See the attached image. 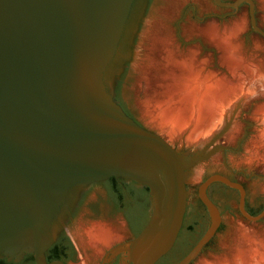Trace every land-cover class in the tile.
Instances as JSON below:
<instances>
[{"label":"water","instance_id":"obj_1","mask_svg":"<svg viewBox=\"0 0 264 264\" xmlns=\"http://www.w3.org/2000/svg\"><path fill=\"white\" fill-rule=\"evenodd\" d=\"M253 0H213L219 6ZM133 0H0V257L19 261L33 253L35 264L65 223L85 185L122 177L149 188L153 205L140 231L103 259L128 251L127 264H155L173 246L187 203L189 166L206 158L183 153L161 135L129 117L113 98L108 64L117 48ZM219 180L239 190L247 219L264 217L243 209L244 188L213 173L197 187L211 224L175 264H189L213 237L221 216L206 195ZM74 187H78L73 193Z\"/></svg>","mask_w":264,"mask_h":264},{"label":"rangeland","instance_id":"obj_2","mask_svg":"<svg viewBox=\"0 0 264 264\" xmlns=\"http://www.w3.org/2000/svg\"><path fill=\"white\" fill-rule=\"evenodd\" d=\"M253 1L256 24L264 30V5L261 0ZM235 26L238 29L233 31ZM208 28L215 30L211 29V33L229 36L239 43L245 56L264 60V39L249 25L246 1L240 2L237 8H230L216 5L213 0H133L115 53L108 61L110 66L121 67L113 75L114 95L145 128L158 133L172 147L183 153L198 155L210 150L214 144L224 146L216 147L206 158L189 166V179L185 183V217L177 241L165 256L170 260L182 255L211 224L209 211L205 210L197 196V187L207 176L214 172L227 175L235 173L236 182L244 183L245 207L248 212L256 215L264 206V150L260 145L252 147V141L258 136V124L254 114L258 105L264 103V94L249 97L236 111L233 120L238 125V130L232 140H228L220 132L200 142L171 137L151 121L149 123L150 118L142 108L149 97L163 93L159 76L162 66L157 65L161 64L164 55L161 49L158 52L159 48L154 43L157 37L170 38L177 55L195 54L194 57L203 62L207 71L219 76L228 75L220 49L207 34ZM251 151L258 153V156L252 158ZM195 170L199 171V177L190 180V175ZM116 180L127 198L123 203L130 204V207L136 206L139 214L135 216L129 205L121 207L117 212L108 185L110 181L102 179L85 185L65 223L54 237V241L62 239L64 233L71 242L72 250L64 252L66 264H81L82 257L89 254V251L78 247L73 235L79 234L83 226L96 222L111 224L121 234L101 254L91 255L88 264H124L128 259V251L121 250L110 261H103L112 249L130 242L139 223L145 216H149L153 199L151 193L146 192L141 184L122 177H117ZM206 189L219 208L221 223L203 254L192 264L225 257L240 229H251L264 237V217L251 221L239 213L238 189L219 180L211 182ZM134 216H139L138 220ZM27 255L33 257V253H24L15 264H27V260H24Z\"/></svg>","mask_w":264,"mask_h":264},{"label":"bare ground","instance_id":"obj_3","mask_svg":"<svg viewBox=\"0 0 264 264\" xmlns=\"http://www.w3.org/2000/svg\"><path fill=\"white\" fill-rule=\"evenodd\" d=\"M261 2L264 5V0ZM211 29L208 28L207 34L220 49L228 75L219 76L207 71L203 62L194 57L195 54L177 55L170 38L157 37L154 40L158 52L161 49L164 55L161 64L157 65L162 66L159 86L163 93L148 96L142 108L150 118L149 123L151 121L171 137L200 142L220 132L232 140L238 130L233 120L236 111L249 97L264 94V60L245 56L239 43L229 36L211 33ZM237 29L235 26L233 31ZM254 116L258 136L252 141V147L260 145L264 150V103L258 105ZM250 156L257 157L258 153L251 151ZM198 177L199 171L195 170L190 180ZM119 231L104 222L83 226L79 234L73 235L78 247L89 251L82 257L81 264H88L91 255L101 254L104 248L117 241ZM233 242L225 257L204 260L199 264H264L262 234L247 228L240 229Z\"/></svg>","mask_w":264,"mask_h":264},{"label":"flooded vegetation","instance_id":"obj_4","mask_svg":"<svg viewBox=\"0 0 264 264\" xmlns=\"http://www.w3.org/2000/svg\"><path fill=\"white\" fill-rule=\"evenodd\" d=\"M217 5V4H216ZM113 98H114V100L121 106V108L123 109V111L129 116V117H131L134 121H136L138 124H140V125H142L137 119H135V117H133V115L131 114V113H129L124 107H123V105L121 104V102L117 99V97L114 95V93H113ZM143 126V125H142ZM144 127V126H143ZM214 173H219V174H222V175H224V176H226L227 178H229L230 180H232V181H236V178H235V176H234V174L235 173H232V175H227V174H225V173H223V172H214ZM110 178V177H109ZM109 178H107L106 179V181H109ZM117 178V177H116ZM89 184H92V183H89ZM89 184H87V185H89ZM241 185H242V187L244 188V191H245V186H244V183H240ZM142 186H145V185H142ZM230 187H232V186H230ZM232 188H234V189H237V188H235V187H232ZM73 189V193H75V191H77V189H79L78 187H74V188H72ZM205 192H206V195L209 197V199L216 205V207L218 208V206H217V204L215 203V201L210 197V195H209V193L207 192V189L205 190ZM198 196V195H197ZM124 199H127L126 198V196L124 195V193H123V190L121 189V191H120V198H116V196H114L113 195V201H114V203H115V205H116V208H117V212H119L120 210V208L121 207H125L126 205H129V209L130 210H132V213L136 216L137 214H139V210L136 208V206L135 207H130V204H127V203H123V201H124ZM198 199H199V201L202 203V201L200 200V198L198 197ZM202 205H203V207L205 208V210H207V208H206V206L202 203ZM238 207H239V199H238ZM264 207V206H263ZM243 209H244V211L246 212V213H248V214H250V215H252L251 213H249L248 212V210L246 209V207H245V196H244V199H243ZM218 210H219V208H218ZM185 211H186V209H185ZM116 212V213H117ZM219 213H220V211H219ZM239 213L241 214V215H243L241 212H240V210H239ZM134 216V217H135ZM220 216H221V213H220ZM148 217L149 216H145V218H144V220L142 221V222H140L139 223V226L137 227V229H136V231L134 232V234H133V236L132 237H134L139 231H140V229L143 227V225L146 223V221H147V219H148ZM184 217H185V212H184V216H183V221H184ZM244 218H246L245 216H243ZM138 218H139V216H138ZM138 218L137 217H135V219H137L138 220ZM263 218V217H262ZM247 219V218H246ZM260 220V219H259ZM183 221H182V225H183ZM220 223H221V221H220ZM182 225H181V228H180V230H179V233H178V235H177V238H178V236H179V234H180V232H181V229H182ZM219 226H220V224H219ZM219 228V227H218ZM218 228H217V230H218ZM217 230H216V232H217ZM216 232H215V234H216ZM214 234V235H215ZM214 235H213V237H214ZM212 237V238H213ZM177 238H176V240H175V242L177 241ZM200 238V237H199ZM198 238V239H199ZM212 238L202 247V249L199 251V253L195 256V258L194 259H192L190 262H189V264H192L193 262H194V260L199 256V255H202L203 254V251H204V249L210 244V242H211V240H212ZM197 239V240H198ZM197 240H195L192 244H191V246L182 254V255H180L178 258H175V259H172V260H170V259H168L167 257H165V256H167V254L169 253V251L173 248V246H174V244H175V242H174V244H173V246L171 247V249L167 252V253H165L163 256H161L156 262H155V264H157V262H162V264H175L178 260H180L186 253H187V251L194 245V243L197 241ZM65 251L63 250L62 251V253H64ZM45 254H47V251L45 252ZM207 254V253H206ZM31 256V255H30ZM33 258V257H32ZM34 260V259H33ZM65 264H66V261L64 262ZM112 264H116L115 262H113Z\"/></svg>","mask_w":264,"mask_h":264},{"label":"trees","instance_id":"obj_5","mask_svg":"<svg viewBox=\"0 0 264 264\" xmlns=\"http://www.w3.org/2000/svg\"><path fill=\"white\" fill-rule=\"evenodd\" d=\"M109 181L110 183L108 185H109L110 193L116 196L117 199L120 198V191L122 188L118 185L116 177H113V176L110 177ZM143 188L146 192H150L147 186H143ZM252 215H255V214H252ZM61 238L62 239L54 241L52 245L47 249V254H45V260L47 262L56 260V259L61 260L63 262L66 261V257L64 253H62V251L72 250V245L68 237L65 236L64 233L62 234ZM24 260H27L28 262L27 264H35L32 256L30 255L25 256ZM0 264H15V262L12 260L8 261L5 257H0Z\"/></svg>","mask_w":264,"mask_h":264}]
</instances>
